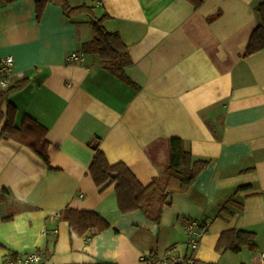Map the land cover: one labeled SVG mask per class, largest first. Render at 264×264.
Instances as JSON below:
<instances>
[{
    "label": "crops",
    "instance_id": "1",
    "mask_svg": "<svg viewBox=\"0 0 264 264\" xmlns=\"http://www.w3.org/2000/svg\"><path fill=\"white\" fill-rule=\"evenodd\" d=\"M39 0L0 7V59L11 56L10 86H27L2 105L47 130L51 168L29 148L0 140V264L41 252L46 264H150L172 247L188 252L185 223L208 224L194 252L201 264H262L264 256V50L244 56L264 0H68L107 15L105 29L127 46L133 88L84 54L94 33L86 16L68 18ZM96 4L99 7H96ZM85 56L82 64L70 61ZM0 86V92H4ZM194 161H207L186 195L174 194L160 223L141 211L123 214L115 186L98 188L89 174L98 144L110 165L125 164L143 185L164 177L171 141ZM67 208L94 212L110 228L71 236L59 222ZM7 219V220H6ZM256 235V250L218 253L222 233Z\"/></svg>",
    "mask_w": 264,
    "mask_h": 264
},
{
    "label": "trees",
    "instance_id": "2",
    "mask_svg": "<svg viewBox=\"0 0 264 264\" xmlns=\"http://www.w3.org/2000/svg\"><path fill=\"white\" fill-rule=\"evenodd\" d=\"M19 0H0L1 7L11 6ZM198 9L206 0H188ZM48 5L60 7L70 18L86 16L90 20L94 38L82 44L84 54L97 55L102 66L112 70L114 74L129 86L139 87L126 75L124 68L131 64L127 46L118 34L109 33L104 23L108 16L97 18L94 7L82 5L70 6L68 0H39L37 2V19L41 20ZM260 25L253 31L244 56L254 55L264 50V3L256 9ZM27 81H22L4 92H0V123L4 121L2 105L8 103L12 94L23 90ZM17 110L9 104L5 125L0 140H12L29 148L51 168L49 157L50 143L47 139V130L29 117H25L21 128L14 125ZM94 152L89 174L98 188L115 186L118 198V207L121 213L127 214L141 211L150 220L160 223L163 209L168 199L174 194L186 195L191 190L199 175L208 167L207 161H194L192 154L184 149L183 141L173 138L171 141V163L166 168L163 178L155 179L148 186H143L123 163L110 165L98 144L91 145ZM3 199L0 198V202ZM7 220V219H6ZM59 222L69 224L71 236L86 237L92 230L101 233L110 228V225L98 214L67 208L59 213ZM256 235L247 231L231 230L221 234L216 245L218 253L240 254L245 247L256 250ZM195 252V251H194ZM194 252L188 250L181 264H201L194 257ZM17 255H13L15 257ZM151 264V263H150Z\"/></svg>",
    "mask_w": 264,
    "mask_h": 264
},
{
    "label": "built area",
    "instance_id": "3",
    "mask_svg": "<svg viewBox=\"0 0 264 264\" xmlns=\"http://www.w3.org/2000/svg\"><path fill=\"white\" fill-rule=\"evenodd\" d=\"M96 3V0H85ZM96 7H99L96 4ZM70 61L74 65L82 64L85 61L84 54L73 53L70 56ZM15 77L23 80L24 75L21 72H16L14 68V59L11 56L0 59V86L4 89L9 88L10 80ZM187 232V249L190 252L196 251L202 241V238L208 230L207 223H201L195 219H189L185 223ZM184 257L180 254L177 247H172L162 257L154 254H146L145 259L151 264H181L184 262ZM47 254L41 252H34L32 254L17 255L6 258L4 264H46ZM262 264H264V256L262 257Z\"/></svg>",
    "mask_w": 264,
    "mask_h": 264
},
{
    "label": "water",
    "instance_id": "4",
    "mask_svg": "<svg viewBox=\"0 0 264 264\" xmlns=\"http://www.w3.org/2000/svg\"><path fill=\"white\" fill-rule=\"evenodd\" d=\"M0 7H1V5H0Z\"/></svg>",
    "mask_w": 264,
    "mask_h": 264
}]
</instances>
